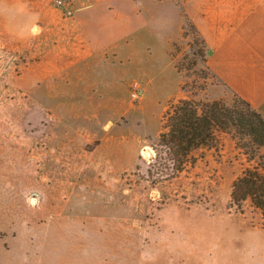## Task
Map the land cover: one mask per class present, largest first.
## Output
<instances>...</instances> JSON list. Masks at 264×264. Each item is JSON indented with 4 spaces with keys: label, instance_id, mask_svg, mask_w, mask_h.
Wrapping results in <instances>:
<instances>
[{
    "label": "rangeland",
    "instance_id": "rangeland-1",
    "mask_svg": "<svg viewBox=\"0 0 264 264\" xmlns=\"http://www.w3.org/2000/svg\"><path fill=\"white\" fill-rule=\"evenodd\" d=\"M72 4L75 11L73 0ZM53 5L61 10L57 0ZM127 11L132 15L135 40L118 54L129 62L119 67L105 64L100 74L80 81L71 105L65 88L55 91L43 86L31 93V100L6 112L18 121L38 120L45 114L42 105L52 106L55 118L35 136H51L53 155L43 157V169L50 172L59 171L68 158L78 166H89L83 144L90 151L105 143L107 150L100 154L98 166L107 174L111 190L100 194L99 205L86 206L102 210L105 200L111 199L106 210L130 216L133 231L121 237L95 236L93 250L108 255L96 253V262L113 256L123 259L121 250L126 248L132 251V264H264L261 213L250 202L243 212L231 205L233 183L247 166L244 156L236 158L231 136L222 135L219 160L214 151L209 152L195 168L158 186L141 178L147 173V151H154L152 144L159 139L165 112L176 100L189 96L181 90L184 81L202 82L204 64L193 54L192 32L183 37L185 17L172 3L133 0ZM186 54L196 63L190 66L189 77L175 69L178 62L188 66L189 62L183 63ZM213 82L209 81L201 98L231 101L232 92L219 79ZM138 87L142 93L134 99ZM9 97L15 99L12 94ZM36 173L29 163L26 170H6L3 178L11 184L44 186Z\"/></svg>",
    "mask_w": 264,
    "mask_h": 264
},
{
    "label": "crops",
    "instance_id": "crops-1",
    "mask_svg": "<svg viewBox=\"0 0 264 264\" xmlns=\"http://www.w3.org/2000/svg\"><path fill=\"white\" fill-rule=\"evenodd\" d=\"M132 1L73 0L75 16L65 18L53 0H0V264H132L126 248L124 260L96 262L91 245L95 236L133 231L130 216L106 210L111 199L102 210L86 206L99 205L100 194L111 190L98 166L105 143L92 151L83 144L89 166L68 158L50 172L43 157L53 155L51 136H35L55 118L52 106L41 104L45 114L38 120L18 121L6 112L43 86L65 88L71 105L80 81L100 74L105 64L129 62L118 53L135 40L127 11ZM158 1L185 10L208 42V63L219 80L264 116V0H178L182 8ZM29 163L44 186L5 182L6 170H26Z\"/></svg>",
    "mask_w": 264,
    "mask_h": 264
},
{
    "label": "trees",
    "instance_id": "trees-1",
    "mask_svg": "<svg viewBox=\"0 0 264 264\" xmlns=\"http://www.w3.org/2000/svg\"><path fill=\"white\" fill-rule=\"evenodd\" d=\"M172 1L182 8L178 0ZM182 14L186 19L183 37L188 38L192 32L190 46L194 56L201 58L204 64L200 74L202 82L182 83L181 90L189 96L176 100L165 112L159 139L152 144L154 151L149 158L147 173L141 178L158 186L195 168L206 160L209 152L214 151L219 160L223 149L222 135H229L235 143L236 158L242 155L247 162L233 183L231 205L243 212L245 203L250 202L261 213L264 227V116L237 93L233 94L231 101L201 98L208 90L209 81L219 78L208 63L207 40L183 8ZM183 61L189 62L188 66L182 67V62H178L175 69L189 77L190 66L196 63L191 62L188 54Z\"/></svg>",
    "mask_w": 264,
    "mask_h": 264
},
{
    "label": "built area",
    "instance_id": "built-area-1",
    "mask_svg": "<svg viewBox=\"0 0 264 264\" xmlns=\"http://www.w3.org/2000/svg\"><path fill=\"white\" fill-rule=\"evenodd\" d=\"M58 6L61 8L63 15L67 18H71L74 16V7L72 4V0H57ZM142 93V88L138 87L135 90V93H133V98L134 99H139L140 94ZM34 202V201H32Z\"/></svg>",
    "mask_w": 264,
    "mask_h": 264
},
{
    "label": "water",
    "instance_id": "water-1",
    "mask_svg": "<svg viewBox=\"0 0 264 264\" xmlns=\"http://www.w3.org/2000/svg\"><path fill=\"white\" fill-rule=\"evenodd\" d=\"M147 155H148L149 158H152L153 152L152 151H147Z\"/></svg>",
    "mask_w": 264,
    "mask_h": 264
}]
</instances>
